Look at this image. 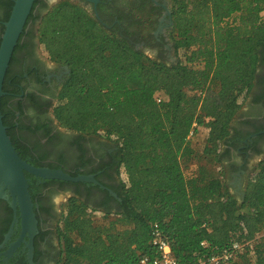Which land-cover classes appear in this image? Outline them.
<instances>
[{
    "label": "trees",
    "instance_id": "obj_1",
    "mask_svg": "<svg viewBox=\"0 0 264 264\" xmlns=\"http://www.w3.org/2000/svg\"><path fill=\"white\" fill-rule=\"evenodd\" d=\"M14 1L0 0L3 23ZM82 1L50 6L35 0L28 22L36 26L30 34L44 56L70 69L52 106L58 125L117 146L105 171L117 174L106 191L115 204L68 200L56 227V264H141L144 255L157 254L155 223L181 263L238 240L253 242L236 264H264V238L256 239L264 230V158L245 176L241 195L232 191L228 175L233 150L241 144L233 124L243 107L240 99L250 95L264 62V0H171L175 63L137 49L125 37L129 30L120 35L108 29ZM23 34L6 73L5 94ZM157 93L168 100L158 102ZM1 111L16 150L30 160L28 147L15 142L14 112L5 96ZM201 135L199 148L194 139Z\"/></svg>",
    "mask_w": 264,
    "mask_h": 264
},
{
    "label": "flooded vegetation",
    "instance_id": "obj_2",
    "mask_svg": "<svg viewBox=\"0 0 264 264\" xmlns=\"http://www.w3.org/2000/svg\"><path fill=\"white\" fill-rule=\"evenodd\" d=\"M42 1L48 5L58 2ZM144 1L100 0L94 4L83 0L82 3L108 29L120 35L129 30L125 37L137 49L145 53L146 49L167 52L171 57L175 51L172 1ZM39 8L37 5L35 14ZM2 13L0 6V17ZM124 14L126 19L121 20L119 17ZM2 23L0 19V25ZM33 26L31 19L21 39L17 60L10 67L11 91L3 95L7 108L14 112L15 142L20 148L22 145L28 147L31 155L28 162L34 166L62 169L75 176L93 175L97 182L42 178L26 171L37 221L32 236L29 230L23 234L19 207L15 210L11 192L3 187L4 192L0 194V264H56L60 256L56 227L71 197L82 198L92 206H102L106 201L115 204L108 200L106 191L110 189L108 185L117 183V174L110 168L105 171L109 167L106 164L115 161L117 146L103 136L80 134L58 125L52 106L70 69L44 56L38 38L30 34ZM234 126L241 132V144L233 150L228 171L233 173L230 166L235 163L243 173L251 158H264V62L258 69L246 107L236 116ZM32 160L39 163L33 164ZM110 194L116 196L112 190Z\"/></svg>",
    "mask_w": 264,
    "mask_h": 264
},
{
    "label": "water",
    "instance_id": "obj_3",
    "mask_svg": "<svg viewBox=\"0 0 264 264\" xmlns=\"http://www.w3.org/2000/svg\"><path fill=\"white\" fill-rule=\"evenodd\" d=\"M87 1L97 4L100 0ZM34 3L35 0L14 1L10 17L3 23L5 28L0 44V194L4 192V188L9 189L14 198L13 207L15 210L19 207L20 210L23 234L29 230L31 236L36 230L37 221L33 209L34 204L29 192L28 178L25 174L26 171L42 178L97 182L93 175L72 176L62 169L37 167L30 164L19 155L7 132V126L4 124L1 111V100L5 94L3 84L12 56L21 35L25 31ZM30 258H32V254Z\"/></svg>",
    "mask_w": 264,
    "mask_h": 264
},
{
    "label": "built area",
    "instance_id": "obj_4",
    "mask_svg": "<svg viewBox=\"0 0 264 264\" xmlns=\"http://www.w3.org/2000/svg\"><path fill=\"white\" fill-rule=\"evenodd\" d=\"M156 98L158 102L168 100L167 94L164 93H157ZM261 238H264V230L256 237V239ZM251 242L253 241L241 242L234 240L228 247L210 255L200 256L189 264H236L239 255L245 251ZM152 244L155 246L157 254L154 257L144 255L141 258V264H184L179 261L158 223L153 225ZM202 245H207V243L203 242Z\"/></svg>",
    "mask_w": 264,
    "mask_h": 264
},
{
    "label": "rangeland",
    "instance_id": "obj_5",
    "mask_svg": "<svg viewBox=\"0 0 264 264\" xmlns=\"http://www.w3.org/2000/svg\"><path fill=\"white\" fill-rule=\"evenodd\" d=\"M49 1H56V0H49ZM59 1V0H58ZM56 3V2H55ZM54 3H52V4H50V2H49V5L51 6V5H53ZM34 28H36V26H35V24H34V26H33ZM146 51V53L150 56V57H152V58H155V59H158V60H162V61H165V62H167V63H175V62H177V60H178V57H177V55H176V53H175V51L174 52H172V55H171V57L170 56H167L168 54H167V52L166 53H160V52H158V51H156V50H154V49H146L145 50ZM248 98V97H247ZM247 98L246 99H244L243 97L240 99V102H244L243 103V107H242V109L240 110V111H242L245 107H246V101H247ZM239 111V112H240ZM238 112V113H239ZM236 116H238V114L236 115ZM235 120H236V117H235ZM235 120H234V122H233V124L235 123ZM203 135H201L199 138L197 137V138H195L194 139V143L196 144V146H198L199 148L203 145V143H204V139H203ZM260 159H263L262 157H253V158H251V161L249 162V164H248V168H246V170L243 172V173H241V172H239V171H236V172H229L228 173V175H229V183H230V185H231V187H232V191H234V192H237L239 195H241V192H242V189H243V183H244V179H245V176L247 175V173L254 167V165L256 164V163H258V161L260 160ZM94 215L96 216V217H101L102 216V213L101 212H99V211H96V212H94Z\"/></svg>",
    "mask_w": 264,
    "mask_h": 264
}]
</instances>
